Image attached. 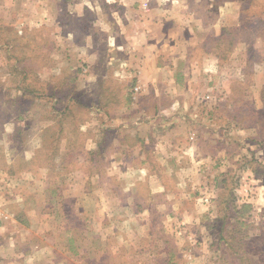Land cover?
Listing matches in <instances>:
<instances>
[{
  "label": "rangeland",
  "instance_id": "374dc122",
  "mask_svg": "<svg viewBox=\"0 0 264 264\" xmlns=\"http://www.w3.org/2000/svg\"><path fill=\"white\" fill-rule=\"evenodd\" d=\"M145 1L160 4L159 11L155 5L150 12L153 16L168 18L159 31L193 43L195 61L218 67L205 83L207 91H202L205 84L199 85L197 105L177 114L191 124V153L175 154L159 166L171 200L179 203L165 208L168 215L156 202L143 230L137 223L133 229L127 221L94 219L97 210L78 195L80 187L62 188L58 197L52 190L24 187L17 201L18 188L0 187V207L9 201L10 217L43 230L42 236L23 242L21 262L15 248L7 259L0 257V264H47L54 259L86 264L87 258L98 264H264V0ZM129 2L0 0V130L9 120L11 129L26 128V145L33 152L37 116L54 115L58 138L72 143L69 156L54 153V160L82 157L79 129L92 89L86 84V40L88 35L104 38L109 31L125 34L126 27L99 22L126 21ZM200 51L207 53L206 59ZM105 85L114 92L112 79ZM54 136L28 161L31 170L18 171L22 176L50 159ZM13 141L19 143L18 138ZM66 173L67 168L51 170L47 177L64 178ZM2 177L7 176L0 175V183ZM96 230L103 234L96 235ZM40 239L55 247L34 250ZM93 246L102 250L93 251Z\"/></svg>",
  "mask_w": 264,
  "mask_h": 264
},
{
  "label": "crops",
  "instance_id": "0c3cea01",
  "mask_svg": "<svg viewBox=\"0 0 264 264\" xmlns=\"http://www.w3.org/2000/svg\"><path fill=\"white\" fill-rule=\"evenodd\" d=\"M139 1L131 0L127 4L126 21L108 17L109 22H99L126 27L125 34L115 33L113 36L109 31L103 34L104 38L101 34L99 38L88 35L86 40V84L92 89L89 88L86 95V120L79 129L82 157L65 162L54 160L58 152L67 155L72 149L68 137H63L61 141L58 138L60 132L59 127L54 128L57 124L54 115L45 118L39 113L37 116L34 135L36 151L33 152H29L26 145V128L17 126L11 129L12 120L3 125L0 130V160L3 164L0 175L7 177H2L0 187L18 188L20 192L15 195L16 201L21 198L24 187L31 191L32 188L35 191L39 188L52 190L56 197L62 195V188L80 187L78 195L86 198L84 201L92 206L90 209L97 210V214L92 216L94 219L127 221L126 225L133 229H136L134 223H137L143 230H146L144 221L151 219V208L156 202H159L157 208L160 212L168 215L170 212L165 208L179 203L178 199L171 200L159 166L175 154L187 156L191 153L189 148L195 146L190 140L191 124L177 114L184 108L197 105L195 101L199 93L208 90L205 83L217 74L218 67L212 62L207 65L195 61L193 43H187V40L180 42L172 32L159 31L168 18L163 14L156 17L150 12L154 11L155 5L159 11L157 6L160 4L152 6L151 1ZM201 55L204 59L208 56L204 51ZM110 79L116 84L112 89L114 92L108 91L111 89L105 85ZM199 85H204L205 89H200ZM107 107L114 108V111ZM127 108L130 113L124 112ZM162 110L169 114L161 115ZM65 129L61 128L64 134L67 133ZM53 135L56 144L53 143L55 151L51 155L48 153L50 159H42L37 171H32L30 176H22L18 171L32 169L28 161L41 150L45 139H54ZM16 138L18 144L13 141ZM65 141L69 142L64 144ZM43 153L47 154V151ZM66 168L69 173L63 174L64 178L50 180L47 177L51 170ZM103 172L107 174L104 178ZM7 202L6 206L0 207V220L3 221L0 225V257L7 259V253L16 248L20 261L24 255L21 251L23 242L29 241L34 234L42 236L43 230L39 227L29 229L10 217ZM88 210L86 218L90 217ZM9 218L13 222H9ZM28 221L30 224L34 222L31 217ZM102 232L96 230L95 234L101 235ZM33 245L34 250L55 247L52 242L42 239ZM92 249L102 250V247L93 246ZM47 264L74 262L54 259ZM86 264L98 263L87 258Z\"/></svg>",
  "mask_w": 264,
  "mask_h": 264
}]
</instances>
